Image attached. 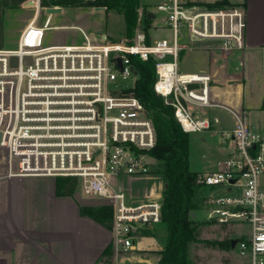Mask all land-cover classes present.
I'll return each mask as SVG.
<instances>
[{
  "label": "built area",
  "instance_id": "obj_1",
  "mask_svg": "<svg viewBox=\"0 0 264 264\" xmlns=\"http://www.w3.org/2000/svg\"><path fill=\"white\" fill-rule=\"evenodd\" d=\"M44 1L51 0L23 1L34 15L14 47L0 48V177L76 178L85 194L112 207L109 264H152L117 258L151 253L149 232L161 223L165 184L155 181L158 163L151 154L156 131L150 111L133 93L132 58H153V90L173 108L181 128L217 135L225 152L213 170L196 177L206 219L249 226V235L234 247L244 264H264V128L248 125L243 111L223 100L229 89L237 99L224 55L245 47L243 8L215 6L221 0H160L155 9L163 13L171 39L150 37L156 14L140 5L131 37L112 40L70 26L81 42L60 43L47 41L60 26L51 24L53 14L45 9L61 6ZM38 10L46 13L42 22ZM182 50L205 52L209 69L182 72ZM217 107L233 114L236 126L219 127L210 112Z\"/></svg>",
  "mask_w": 264,
  "mask_h": 264
},
{
  "label": "rangeland",
  "instance_id": "obj_2",
  "mask_svg": "<svg viewBox=\"0 0 264 264\" xmlns=\"http://www.w3.org/2000/svg\"><path fill=\"white\" fill-rule=\"evenodd\" d=\"M160 0H140V5H143L148 10L156 14L154 22L149 28V35L155 39L158 37L172 38V31L164 25L162 20L163 13L155 9L156 3ZM228 4H222L223 7L240 6L245 14V31L253 28L256 33H259L258 43L264 45V0H228ZM247 3V6L244 3ZM23 0H0V37L6 39L9 44L17 38L18 33L25 27L29 19L34 15V9H26L22 6ZM62 7L60 13L53 14L51 24L60 27H70L76 25L92 34L105 33L112 40H119L127 37L124 18L122 13L114 10H105L99 12L94 10V6L90 4L83 5H59ZM38 20L42 22L46 13L44 10H38ZM6 29H5V26ZM184 31V30H183ZM56 39L58 42H81V35L73 28H60L48 32L47 41L51 42ZM13 46V44H9ZM200 50L182 51L179 57V68L182 72L190 71L197 72L198 67L203 64L195 54ZM196 52V53H195ZM264 48L262 57L255 62L246 63L244 68V83H245V100L256 102L258 97L264 92ZM128 84H132L130 80ZM245 121L248 125L259 126L264 128V109L259 105L256 108L245 110ZM217 115L224 126L232 127L237 119L229 115L230 112L224 108L217 107L211 112ZM205 137L204 140L201 137ZM189 169L199 171L200 173L207 172L215 168L217 159L225 156V152L219 148V137L213 134L189 133ZM154 171L158 175L155 181H162L165 184L163 176V168L157 160ZM53 178V177H51ZM55 179V178H54ZM53 180V179H50ZM264 183V177L261 178ZM70 196L77 203L91 202L92 206L99 207L100 205L110 206L103 198L87 195L78 186L74 194ZM194 207L190 218L194 223L198 224L200 230L199 240L190 243L186 248V257L189 264H244V260L238 255L237 249L226 243L227 239L237 242L239 238L249 235V226L239 222L229 224H218L210 221L205 217V207L200 198L193 199ZM111 207V206H110ZM112 210V207H111ZM113 213V210L111 211ZM166 228L161 230L163 237L166 236ZM146 258L152 256L147 253H129L118 256L117 261L129 260L130 263L138 260L145 261Z\"/></svg>",
  "mask_w": 264,
  "mask_h": 264
},
{
  "label": "crops",
  "instance_id": "obj_3",
  "mask_svg": "<svg viewBox=\"0 0 264 264\" xmlns=\"http://www.w3.org/2000/svg\"><path fill=\"white\" fill-rule=\"evenodd\" d=\"M244 4L247 6L246 2ZM20 32L16 39L9 42L13 46L0 37V48L14 47ZM258 36L261 37L253 28L246 29L244 49L239 53L224 55V59L229 63L227 76L232 78V84L236 85L233 89L237 99L232 101V92L229 89L223 94V100L230 103L234 110L243 113L244 108L250 110L258 105L261 107L264 97L263 92L256 102L244 98L246 63L255 62L263 55L264 45L258 43ZM195 56L203 61L198 70H208L205 52L199 51ZM213 110L215 109L210 112ZM229 115L233 118V114ZM219 121V127L236 126V122L232 127H226L220 118ZM204 138L201 137L202 140ZM219 148L221 149L220 145ZM80 206H92V203H77L70 196L58 195L54 178L0 177V264H95L103 250L111 244L112 233L110 228L91 216L82 214ZM163 228L166 227L161 222L149 232L154 240L153 249L149 253L152 262L157 259V252L165 242L166 236L161 234ZM146 259L150 261L151 258Z\"/></svg>",
  "mask_w": 264,
  "mask_h": 264
},
{
  "label": "trees",
  "instance_id": "obj_4",
  "mask_svg": "<svg viewBox=\"0 0 264 264\" xmlns=\"http://www.w3.org/2000/svg\"><path fill=\"white\" fill-rule=\"evenodd\" d=\"M49 3L54 5H104L106 10L122 13L127 37L133 36L135 32L138 19L137 10L140 6V0H97L95 2L51 0L50 2L44 1L43 5ZM228 3V0H221L215 6ZM132 60L137 72L133 93L151 113L157 137L156 146L151 154L160 161L159 165L163 168L165 178L161 222L165 225L167 233L161 250L157 252L158 257L152 264H189L186 248L190 243L197 242L200 235L198 224L190 218L194 207L193 199L197 198L196 177L198 173L189 169V133L181 128L174 116L173 108L166 104L164 98L153 90V83L156 78L154 59L141 60L138 57H133ZM261 108L264 109V97ZM76 186L77 180L74 177L55 178L58 195H72ZM80 211L82 214L91 216L102 225L111 227L112 210L110 206L105 204L99 207L80 206ZM226 243L230 245L232 241L227 239ZM111 258L112 248L109 244L95 264H109Z\"/></svg>",
  "mask_w": 264,
  "mask_h": 264
},
{
  "label": "water",
  "instance_id": "obj_5",
  "mask_svg": "<svg viewBox=\"0 0 264 264\" xmlns=\"http://www.w3.org/2000/svg\"><path fill=\"white\" fill-rule=\"evenodd\" d=\"M29 4L31 3V2H28ZM45 12L47 13V14H57V13H60L61 12V7H48V8H46L45 9ZM154 16V14L153 13H149L148 14V17H153ZM134 74H136V72H134ZM235 241H232V245L234 246L235 245Z\"/></svg>",
  "mask_w": 264,
  "mask_h": 264
},
{
  "label": "bare ground",
  "instance_id": "obj_6",
  "mask_svg": "<svg viewBox=\"0 0 264 264\" xmlns=\"http://www.w3.org/2000/svg\"><path fill=\"white\" fill-rule=\"evenodd\" d=\"M72 26H76V25H72ZM60 28H62V27H60ZM70 28H74V27H70Z\"/></svg>",
  "mask_w": 264,
  "mask_h": 264
}]
</instances>
